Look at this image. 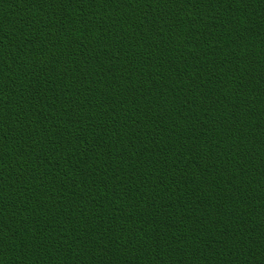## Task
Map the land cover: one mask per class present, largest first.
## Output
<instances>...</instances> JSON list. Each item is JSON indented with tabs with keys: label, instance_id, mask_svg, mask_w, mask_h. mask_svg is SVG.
Returning <instances> with one entry per match:
<instances>
[{
	"label": "trees",
	"instance_id": "trees-1",
	"mask_svg": "<svg viewBox=\"0 0 264 264\" xmlns=\"http://www.w3.org/2000/svg\"><path fill=\"white\" fill-rule=\"evenodd\" d=\"M0 94V264H264V0H0Z\"/></svg>",
	"mask_w": 264,
	"mask_h": 264
},
{
	"label": "bare ground",
	"instance_id": "bare-ground-1",
	"mask_svg": "<svg viewBox=\"0 0 264 264\" xmlns=\"http://www.w3.org/2000/svg\"><path fill=\"white\" fill-rule=\"evenodd\" d=\"M100 2V1H99ZM96 3V2H95ZM99 3L97 2V4L96 5H98ZM100 5L101 6H103L101 3H100ZM97 7H99V5L97 6ZM96 7V8H97ZM99 9V8H98ZM98 9H96V10H98ZM101 9V8H100ZM99 11V10H98ZM101 12V11H100ZM99 13V12H98ZM101 14H102V12H101ZM101 19H103V16H101ZM200 38V37H199ZM202 39V38H201ZM186 41V40H185ZM203 40H201V42H202ZM187 42V41H186ZM183 87V86H182ZM178 88H180V87H178ZM185 88V87H184ZM184 89H182V91H183ZM176 91H178V89L176 90ZM179 91H181V89H179ZM189 91V90H188ZM179 93V92H178ZM178 93H176V95H178ZM182 93V92H181ZM184 93H186L185 91H184ZM191 93V92H190ZM187 94H189V93H187ZM1 95V94H0ZM180 95H182V94H179L178 95V97L180 96ZM191 95V94H190ZM1 97V96H0ZM186 97V96H185ZM188 97V96H187ZM2 98H3V94H2ZM181 98H183L182 96H181ZM8 119V118H7Z\"/></svg>",
	"mask_w": 264,
	"mask_h": 264
}]
</instances>
